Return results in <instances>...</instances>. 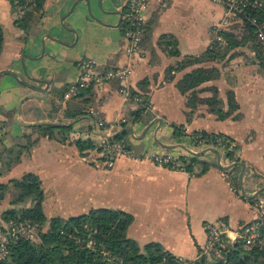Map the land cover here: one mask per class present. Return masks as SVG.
Returning <instances> with one entry per match:
<instances>
[{"label": "crops", "instance_id": "1", "mask_svg": "<svg viewBox=\"0 0 264 264\" xmlns=\"http://www.w3.org/2000/svg\"><path fill=\"white\" fill-rule=\"evenodd\" d=\"M124 2L44 0L45 15L37 18L35 27L26 34L16 23L26 8L14 12L10 0H0L4 29L0 71L13 70L30 83L36 82L28 76L49 82L36 83L48 89L42 93L10 74L1 76L3 144L11 147L22 142L32 132V125L45 122L74 123L75 137L91 138L100 144L105 130H98L97 122L103 120L115 125L111 138L128 132L125 139L129 147L128 154L108 167L100 152L83 156L70 141L43 137L30 154H23L19 163L0 174V183L8 184L34 172L43 181V206L48 217L67 218L94 208L121 209L134 216L128 234L140 245L159 242L175 256L196 259L199 246L206 241V222L223 219L237 227L255 220L260 215L259 204L264 205V190L249 197L264 187V71L253 61L251 49L240 47L230 51L222 62L207 61L168 72L186 56H199L218 42L212 28L223 8L212 0H150L138 51L129 55L122 27ZM166 41L177 42L180 56L171 55L163 47ZM82 59H93L101 67L130 66L131 73L125 79L91 86V96L65 101V91L80 75ZM213 66L218 68V76L198 87L196 105L191 106L188 93L183 94L177 83L196 68ZM212 88L226 112L227 93L235 95L238 108L225 119H219L207 103L201 102L214 95ZM136 97L150 104L139 118L133 112L143 105ZM85 98L90 99L87 104L82 102L87 105L86 113L74 120L67 118L66 110L82 105ZM175 125L183 126L182 136L174 135ZM195 131L221 133L233 140L237 158L245 164V194L240 183L238 192L230 179L234 167H238L239 175L242 166L227 158L220 146L199 148L191 139ZM211 148L219 151L222 166L231 167L218 165V156ZM154 153L177 159L198 155L210 166L196 175L157 165L148 157ZM200 168L196 166L195 171ZM10 192L0 202V219L3 212L14 207ZM29 205L19 203L15 207Z\"/></svg>", "mask_w": 264, "mask_h": 264}, {"label": "trees", "instance_id": "2", "mask_svg": "<svg viewBox=\"0 0 264 264\" xmlns=\"http://www.w3.org/2000/svg\"><path fill=\"white\" fill-rule=\"evenodd\" d=\"M263 7L253 11L259 21L264 25V0ZM13 11L22 8L26 2L23 0H10ZM44 0H32L26 6L23 15L17 17V25L28 34L37 22V18L45 15ZM124 28V27H123ZM239 32L223 30L221 36L227 45L223 46L218 42L199 56H186L176 65L168 68V72L180 70L186 66L203 63L207 61L222 62L230 51L248 47L255 52L257 62L264 68V46L259 44L260 35L257 29L249 22L236 26ZM4 42V29L0 22V55ZM171 55L180 56L176 41H166L163 46ZM218 76V68H196L177 83L183 94L188 93L189 104L195 106L198 98V87L204 82L215 79ZM94 87L82 89L78 96H91ZM211 90H214L213 88ZM229 111L222 108V100L218 92L209 98L200 99L207 103L209 110L217 115L219 119L227 118L237 108L238 104L232 91L228 93ZM134 95V93H133ZM89 98L81 100V103H88ZM87 105L82 103L77 107H69L65 116L74 120L84 115ZM145 112L144 107L133 112L137 118ZM136 118V120H137ZM75 124L57 125L41 123L32 125V132L25 135L22 142H16L11 147H6L0 138V174L10 170L21 161L23 154H30L41 138L56 139L60 142L74 143L81 155L86 156L91 151L100 152L101 147L96 141L75 137ZM174 135H183V126L175 125ZM128 132H122L111 138L112 141L123 139ZM197 135L205 142L221 138L220 146L225 150V156L230 160L240 162L237 158V147L233 140L221 133H207L206 131H195L191 134L192 140L197 143ZM233 146V147H231ZM102 158V157H101ZM182 168L192 174L201 175L205 173L210 163L202 160L198 155L191 157L182 156L178 158ZM196 166L201 170L196 172ZM231 172V171H229ZM238 167H234L231 181L238 190ZM12 189V203L14 207L3 212L0 225L17 224L26 221H33L38 226L47 227L41 232L39 239L31 240L21 238L10 243V254L7 259H0V264H160L173 261L177 256L165 249L159 242H149L140 245L128 234L129 228L134 221V216L124 210L114 208H94L87 213L71 217H48L44 211L43 202L45 191L43 181L34 172H27L21 178L13 179L8 184L0 183V202ZM14 190V191H13ZM14 192V193H13ZM257 203V199L252 200ZM30 203L29 206L17 208L16 204ZM264 230V229H263ZM206 243V242H205ZM204 244L199 246L200 257L193 264H264V248L259 246L249 247L244 244H235L225 249L223 259L217 258L213 253L204 252Z\"/></svg>", "mask_w": 264, "mask_h": 264}, {"label": "built area", "instance_id": "3", "mask_svg": "<svg viewBox=\"0 0 264 264\" xmlns=\"http://www.w3.org/2000/svg\"><path fill=\"white\" fill-rule=\"evenodd\" d=\"M27 4L32 0H23ZM150 0H125L123 3V22H124V36L128 41L126 52L132 55L138 51L140 42L145 32V9ZM223 8V13L220 20L212 28L216 34V39L222 44L227 45L221 36L223 30L233 31L236 26H241L249 22L259 32L261 42L264 44V25L259 21L258 17L254 15L253 11L257 8L263 7V2L259 0H212ZM236 29V28H235ZM80 75L77 81L71 84L64 94V100H69L78 96L82 89L91 86H100L106 81L117 78L125 79L131 73V67L115 68V67H101L93 59H82L79 62ZM125 91V89H123ZM136 100L143 107L149 108L150 104L145 101L143 97H136ZM126 120L124 119L123 122ZM113 124H107L103 120L97 122V129H104V137L101 139V157L108 167L115 165L116 159L129 153V147L125 138L112 141ZM198 139L197 146L205 148L207 146H214L221 144L222 139L218 138L217 143L213 141L205 142L201 139V135L196 136ZM233 147V146H231ZM218 148V147H216ZM154 163L159 166L168 167L176 170H184L181 162L171 155L154 153L148 156ZM262 203V202H261ZM261 203L260 215L253 221L232 227V225L223 220H215L206 222L204 224V231L206 234V243L204 245V252L214 254L217 258L223 259L225 249L235 244H244L249 247L259 246L264 248V205ZM39 233V226L33 221H26L17 224H3L0 225V259L4 260L9 257L10 243L21 238L36 240ZM196 259H189L183 256H177L173 261L162 262L160 264H193Z\"/></svg>", "mask_w": 264, "mask_h": 264}, {"label": "water", "instance_id": "4", "mask_svg": "<svg viewBox=\"0 0 264 264\" xmlns=\"http://www.w3.org/2000/svg\"><path fill=\"white\" fill-rule=\"evenodd\" d=\"M3 74H10V75H12L13 77H15L20 83H22V84H24V85H26V86H28L29 88H31V89H33V90H35V91H39V92H42V93H47L48 92V89H45V88H42L41 86H39V85H37L36 83H45L46 85H49V82L47 81V80H44V79H38V78H36V77H31V76H28V78L30 79V80H32L33 82H36V83H30V82H28V81H26V80H24V79H21L20 78V76H19V74H17L15 71H13V70H10V69H8V70H1L0 71V78H1V76L3 75ZM35 96H38L37 94H31L30 95V97H35ZM45 123H51V124H58L59 125V123H55V122H45ZM35 124H40V123H35ZM129 131L131 132V129H129ZM146 132V131H145ZM145 134V133H144ZM143 134V135H144ZM115 137V136H114ZM211 151H213V152H215L216 154H217V161H218V165H220V166H222L221 165V157H220V154H219V151L217 150V149H215V148H211L210 149ZM205 152H202V153H200L199 155H203ZM235 165H241L242 166V171L240 172V174H239V183H240V187H241V190H242V192L245 194V190H244V187H243V184H242V180H243V175H244V171H245V164L244 163H241V162H237V163H235ZM231 166L229 165V166H222V168H224V169H228V168H230ZM264 190V187H262V188H260L258 191H256V193L254 194V195H249V197L250 198H252V197H256V196H258L260 193H261V191H263Z\"/></svg>", "mask_w": 264, "mask_h": 264}, {"label": "rangeland", "instance_id": "5", "mask_svg": "<svg viewBox=\"0 0 264 264\" xmlns=\"http://www.w3.org/2000/svg\"><path fill=\"white\" fill-rule=\"evenodd\" d=\"M122 27H124V22L122 23ZM235 30H236V29H235ZM237 32H239V30H237ZM260 39H261V38H260ZM218 43L224 46V44H222L220 41H218ZM259 44H262L261 46H264V44L261 42V40H260ZM244 48H248V47H244ZM249 50H250V48H249ZM251 51H252V50H251ZM249 53H251V52L249 51ZM251 54H252L251 57L253 58V61H257V59H255V57H254V56L256 55V53H255V52H252ZM260 66H261V65H260ZM261 67H262V66H261ZM262 69H263V71H264V68H263V67H262ZM65 101H68V100H65ZM38 114H39V112H36V115H38ZM128 140H129V142H131V139L128 138ZM13 191H14V190H13ZM10 193L12 194V191H11ZM13 193H14V192H13ZM263 198H264V197H263ZM60 217H63V218H64L65 216H60ZM46 229H47V227H45V226H44L43 228H41V227L39 226V233H38V237H37V239H39V237H40V235H41V232H42V231H45ZM203 229H204V228H203ZM37 239H36V240H37ZM137 242H138V241H137Z\"/></svg>", "mask_w": 264, "mask_h": 264}]
</instances>
